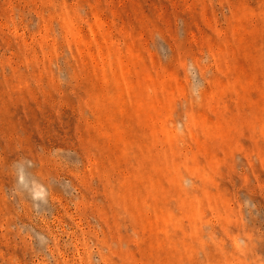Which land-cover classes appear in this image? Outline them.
Segmentation results:
<instances>
[{"label":"rangeland","instance_id":"rangeland-1","mask_svg":"<svg viewBox=\"0 0 264 264\" xmlns=\"http://www.w3.org/2000/svg\"><path fill=\"white\" fill-rule=\"evenodd\" d=\"M0 264H264V0H0Z\"/></svg>","mask_w":264,"mask_h":264}]
</instances>
